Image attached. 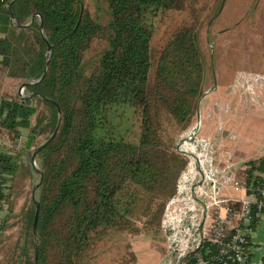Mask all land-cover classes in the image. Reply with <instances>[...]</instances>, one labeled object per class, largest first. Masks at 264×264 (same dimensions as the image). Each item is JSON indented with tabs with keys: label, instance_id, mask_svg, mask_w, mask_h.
Here are the masks:
<instances>
[{
	"label": "trees",
	"instance_id": "16d2710c",
	"mask_svg": "<svg viewBox=\"0 0 264 264\" xmlns=\"http://www.w3.org/2000/svg\"><path fill=\"white\" fill-rule=\"evenodd\" d=\"M11 1L0 0V92L4 93H0V142L15 144L23 130L49 137L57 124L53 104L32 96L47 107L48 112L40 113L31 99L17 95L22 83L40 77L46 45L38 17L29 27H12L10 11L19 24L28 23L33 14L42 20L50 60L43 80L24 91L52 100L60 110V124L36 155L43 174L35 191L36 240L30 199L21 209L19 236L7 256L10 264H33L37 243V264H86L90 249L106 235L132 230L139 206L151 210L144 194L162 192L172 169L178 172L186 164L176 152L172 162L160 164L154 156L161 112L186 127L204 91L196 21L167 32L160 46L153 48L158 24L169 14L182 12L185 0H98L95 18L81 8L83 0H14L9 10ZM95 41L99 48L87 56ZM1 147L0 197L9 203V182L24 168L20 154ZM263 174L264 156L248 161L235 176L247 193L262 200ZM226 205L231 212H240L238 199ZM258 213L264 214V208L258 212L252 206L249 225L241 229L256 230L261 222ZM234 225L241 227L237 221ZM232 233L224 228L221 244ZM220 248L205 242L184 264L218 257Z\"/></svg>",
	"mask_w": 264,
	"mask_h": 264
},
{
	"label": "rangeland",
	"instance_id": "374dc122",
	"mask_svg": "<svg viewBox=\"0 0 264 264\" xmlns=\"http://www.w3.org/2000/svg\"><path fill=\"white\" fill-rule=\"evenodd\" d=\"M97 2L98 0L82 1L83 9H86L92 18H95L98 9L100 10ZM193 20L196 21L197 41L205 68L203 94L210 90L212 83L214 85V72L219 65L225 66L226 79L232 77L236 68L240 65H247V63L248 67H243V70L257 72V69H262L264 66L262 64L264 60V0H185V9L182 12L171 13L158 24L153 39V48L160 46L167 32L173 31L181 25L187 24L188 26ZM37 21L35 18L34 23H37ZM99 46V42H93L87 56L93 54ZM252 66L255 67V70ZM259 72L261 74V71ZM1 89H6V86ZM3 94L1 93V95ZM28 95L23 90L21 95L18 96L24 98ZM28 99H31V97ZM31 101L40 113L48 112L46 105L42 102L34 98ZM228 105L232 111L235 105L232 103H228ZM224 117L232 121L228 125L223 123L225 129L229 132L233 129V122L235 123L239 116L237 114L232 119L230 114H226ZM201 122H205V118L204 114L200 116L199 108L200 125ZM34 123L35 118L32 117L31 125ZM196 123V108L190 124L186 127H182L171 116L161 112L160 142L154 159L159 160L160 164L172 162L170 158L176 152L186 159V164L178 172L176 167L172 169V175L167 182L166 189L162 192L145 193L144 197L151 202L148 204L151 206V210L148 206L147 209L146 206H139L133 217L134 228L106 235L90 249V258L85 262L86 264H161L166 263L173 256L169 249V243L173 239L172 234L162 225L166 207L171 200H176L170 205V216L175 219L185 216L188 220L189 217L193 216L190 209L200 205L197 195L191 196L190 194L192 189L197 190L198 186L195 183L204 174V171L207 174H209V170L214 173L212 169H222L224 165L216 158L214 152L216 148L213 142L205 137L203 130L200 131V125L193 141L186 140L180 144L189 132L193 131ZM249 127L254 130L257 125ZM240 133L239 136H248L242 130ZM30 134L34 135V139L29 149L24 150ZM48 138V134L36 136L28 130H23L21 137L16 140L15 144L12 142L10 145L5 140H1L4 150L9 151L11 154L21 155L24 168L13 177L12 182H9L11 198L8 201L9 203H6L7 208L1 216V219H4L2 232L0 233V263L2 264H10V258L7 254L19 236L20 222L18 217L22 207L28 205L33 186L38 182L39 175L30 165L31 154L38 145L44 143ZM231 143L233 144V141ZM231 143L229 144L230 147ZM5 144H8V147ZM194 146L195 152L199 151V147H205L203 158L208 163H206L207 165L204 164L203 172L200 171L197 165L192 179L186 183L187 192H178V188H181L184 182L182 175L188 174V164L192 168L195 162L189 155ZM178 147L182 151L185 150L184 152L189 156L178 153ZM35 164L38 167L36 158ZM27 170L29 174H27ZM172 186L174 191L170 193ZM206 188L207 185H204L203 190L206 191ZM181 191H184V189L182 188ZM173 209L174 212H172Z\"/></svg>",
	"mask_w": 264,
	"mask_h": 264
},
{
	"label": "built area",
	"instance_id": "2783aa9c",
	"mask_svg": "<svg viewBox=\"0 0 264 264\" xmlns=\"http://www.w3.org/2000/svg\"><path fill=\"white\" fill-rule=\"evenodd\" d=\"M263 80L262 75L241 72L236 77L234 85H240L247 93L253 94L254 85ZM1 146L0 142V151ZM212 170L214 173L210 172L211 170L209 174L204 171L195 183L198 186L197 190L192 189L190 192L191 196L196 194L200 202L198 207L190 209L193 216L188 220L185 216L172 218L169 209L176 200H171L166 207L162 225L172 234L173 239L169 243V249L173 256L168 259L169 261L161 264H184V260L201 249L205 242L221 245L219 256L207 260L198 259L195 264H264L259 260L252 261L250 258L253 250L250 238L256 230L241 229L249 225L252 206L256 205L258 212L264 208V189L261 191L262 200L255 197L253 192L247 193L241 183L234 179V169L229 163L222 169ZM262 177L264 179V174ZM204 185H207L206 191L203 190ZM230 189L244 191L245 195L241 199L234 198L229 195ZM235 199L241 203L239 213L231 212L226 205L227 202ZM6 208V203L0 197V215H3ZM174 211L173 209L172 212ZM258 216L261 219L263 214L258 213ZM234 221L240 222L241 227L234 225ZM224 228L233 230V233L229 241L221 244V232ZM203 253L206 255L208 250L204 249Z\"/></svg>",
	"mask_w": 264,
	"mask_h": 264
},
{
	"label": "crops",
	"instance_id": "0c3cea01",
	"mask_svg": "<svg viewBox=\"0 0 264 264\" xmlns=\"http://www.w3.org/2000/svg\"><path fill=\"white\" fill-rule=\"evenodd\" d=\"M262 64L264 65V60ZM247 65H240L239 70L236 68L232 77L227 79L225 66L219 65L214 72V85L212 83V87L204 93L199 103L200 116L204 114L205 118V122H201L200 131L203 130L205 137L213 142L216 158L224 164L223 168L227 163L232 165L234 179L236 171L243 168L244 164L264 156V80L254 85L253 94L247 93L240 85H234L236 77L241 72L256 73L264 78V66L260 70L257 69V72H252L242 69L248 67ZM252 67L255 70V67ZM228 103L235 105L232 111ZM226 114H230L232 119L237 114L239 116L229 132L223 125L232 123L229 118L224 117ZM255 124L256 129L249 127ZM241 130L248 136H239ZM192 159L194 160L193 155ZM195 164L196 162L193 166ZM229 195L241 199L245 193L230 189ZM260 221L256 231L251 234L253 250L250 258L252 261L259 260L264 263V214Z\"/></svg>",
	"mask_w": 264,
	"mask_h": 264
},
{
	"label": "water",
	"instance_id": "95a60500",
	"mask_svg": "<svg viewBox=\"0 0 264 264\" xmlns=\"http://www.w3.org/2000/svg\"><path fill=\"white\" fill-rule=\"evenodd\" d=\"M13 1H11V3L9 4V10H10V6H11V4H12ZM81 8H82V4H81ZM37 17L39 19V21H38L39 22V33H40V36H41V38L43 39V41L45 42V45H46V48H45V55H46V57L44 59L43 69H42V73H41L40 77L37 80H35V81H26V82L22 83L21 86L18 89V95H21V92L25 89V87L32 86V85H36V84L40 83L43 80V78H44V76L46 74V69H47L48 62L50 60L51 46L48 43V41L46 40V38L43 36L42 20H41V18H40L39 15L33 14V15H31L28 23H26V24H19V23H17L15 21L14 16L12 15V13L10 11V20H9V23H10V25L12 27H17V28H26V27H29L34 22L35 18H37ZM35 95L38 96V97H40L42 100H46V101L50 102L51 104H53L56 107V111H57V124H56L55 129L53 130L52 134L49 136V138L44 143L38 145L34 149V151L31 154V157H30V165H31L32 169L39 175L38 182L33 186L32 194H31V200H32V202L34 204V207H35L34 217H33V222H32V228H31V232H32V236H33L34 241L36 240V237H37L36 226H37L38 213H39V204H38L37 200L35 199V191L39 187V185L41 184L42 177H43L42 171L35 164V158H36V155L52 140V138L56 134L57 129H58L59 124H60V110H59L58 106L55 105V103L52 100L46 99L45 97H43L39 93H32V94H30V95H28V96H26L24 98H30V97L35 96ZM203 95L200 97V99H199V101H198V103L196 105V119H197V123H196L195 127L193 128L192 135L189 138L190 140L199 131V125H200L199 124V103H200V100L203 97ZM33 139H34V135L33 134H30L29 137H28V139H27V141H26L25 149H29V147H30ZM186 140H187L186 138L183 139L180 142V144H182ZM177 152L178 153H181L182 155H185L186 156V154L184 152H182L179 147L177 148ZM37 248H38V244L35 243V256H34L33 264H37Z\"/></svg>",
	"mask_w": 264,
	"mask_h": 264
},
{
	"label": "bare ground",
	"instance_id": "6f19581e",
	"mask_svg": "<svg viewBox=\"0 0 264 264\" xmlns=\"http://www.w3.org/2000/svg\"><path fill=\"white\" fill-rule=\"evenodd\" d=\"M192 132L193 131H191V132H189V134L187 135V140H189L190 141V137H191V135H192ZM191 140L193 141L194 140V137L193 138H191ZM200 149H198L199 151H197V152H195L196 150H195V146H194V148H193V151H191L189 154H191V158H192V155H193V157H194V160H195V162H196V164L194 165V166H192V168H191V166H190V164H188V166H189V171H188V174H183L182 176H183V185L181 186V188H178V192H187V187H186V183H188L191 179H192V176H193V174L195 173V170H196V167H197V165L199 166V169L202 171V169H203V167H204V164H206V163H208L207 162V160L205 161V159L203 158V153H204V149H205V147L204 146H201V147H199ZM204 148V149H203ZM182 151V150H181ZM185 151V150H184ZM184 151H182V152H184ZM187 156H189L186 152H184ZM204 159V160H203ZM190 163V162H189ZM207 165V164H206ZM184 189V191H181V189Z\"/></svg>",
	"mask_w": 264,
	"mask_h": 264
}]
</instances>
